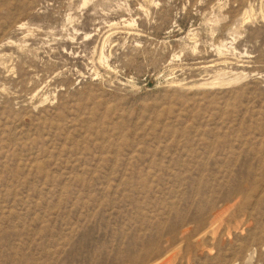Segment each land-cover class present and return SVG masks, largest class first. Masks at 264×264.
I'll list each match as a JSON object with an SVG mask.
<instances>
[{
  "label": "rangeland",
  "instance_id": "obj_1",
  "mask_svg": "<svg viewBox=\"0 0 264 264\" xmlns=\"http://www.w3.org/2000/svg\"><path fill=\"white\" fill-rule=\"evenodd\" d=\"M89 2L0 0V264H264V0Z\"/></svg>",
  "mask_w": 264,
  "mask_h": 264
},
{
  "label": "bare ground",
  "instance_id": "obj_2",
  "mask_svg": "<svg viewBox=\"0 0 264 264\" xmlns=\"http://www.w3.org/2000/svg\"><path fill=\"white\" fill-rule=\"evenodd\" d=\"M90 0H84V6H86L88 3H90L89 2ZM248 14V13H247ZM252 16V15H251ZM250 18V17H249ZM223 44V43H222ZM226 45V44H225ZM221 46V45H220ZM221 47H224V45H222ZM216 77H218V76H216ZM221 78V77H220ZM239 78V77H238ZM217 79V78H216ZM240 79V78H239ZM220 80V79H219ZM219 80H217V82H219ZM222 81V80H221ZM231 81H233V80H231ZM224 82V81H223ZM220 83V82H219ZM222 83V82H221ZM214 84V83H213ZM216 84V83H215ZM219 85V84H218ZM221 85V84H220Z\"/></svg>",
  "mask_w": 264,
  "mask_h": 264
}]
</instances>
